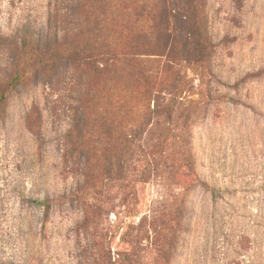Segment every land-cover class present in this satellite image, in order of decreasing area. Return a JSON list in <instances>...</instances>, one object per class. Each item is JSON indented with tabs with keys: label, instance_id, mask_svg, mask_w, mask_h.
Segmentation results:
<instances>
[{
	"label": "rangeland",
	"instance_id": "374dc122",
	"mask_svg": "<svg viewBox=\"0 0 264 264\" xmlns=\"http://www.w3.org/2000/svg\"><path fill=\"white\" fill-rule=\"evenodd\" d=\"M0 264H264V0H0Z\"/></svg>",
	"mask_w": 264,
	"mask_h": 264
},
{
	"label": "trees",
	"instance_id": "16d2710c",
	"mask_svg": "<svg viewBox=\"0 0 264 264\" xmlns=\"http://www.w3.org/2000/svg\"><path fill=\"white\" fill-rule=\"evenodd\" d=\"M97 108H100V107H96L95 108V114H96V120H97V118H99V117H101L104 121L106 120V118H105V115L102 113H100V112H98V110H97ZM122 108H125L124 106H121V107H119V106H116V109H117V111H116V113L117 112H119V113H122V112H124L125 110H123ZM97 110V111H96ZM126 112H128V111H126ZM112 124V123H111ZM48 204V210L50 209V208H52V203L51 202H48L47 203Z\"/></svg>",
	"mask_w": 264,
	"mask_h": 264
}]
</instances>
